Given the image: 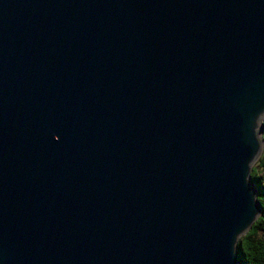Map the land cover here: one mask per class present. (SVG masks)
Returning <instances> with one entry per match:
<instances>
[{
  "label": "water",
  "instance_id": "obj_1",
  "mask_svg": "<svg viewBox=\"0 0 264 264\" xmlns=\"http://www.w3.org/2000/svg\"><path fill=\"white\" fill-rule=\"evenodd\" d=\"M263 130L264 0H0V264H239Z\"/></svg>",
  "mask_w": 264,
  "mask_h": 264
},
{
  "label": "trees",
  "instance_id": "obj_2",
  "mask_svg": "<svg viewBox=\"0 0 264 264\" xmlns=\"http://www.w3.org/2000/svg\"><path fill=\"white\" fill-rule=\"evenodd\" d=\"M262 141L264 143V130ZM250 179L257 189L261 212L251 229L237 242V260L239 264H264V153L252 167Z\"/></svg>",
  "mask_w": 264,
  "mask_h": 264
},
{
  "label": "rangeland",
  "instance_id": "obj_3",
  "mask_svg": "<svg viewBox=\"0 0 264 264\" xmlns=\"http://www.w3.org/2000/svg\"><path fill=\"white\" fill-rule=\"evenodd\" d=\"M263 153H264V147H263V150H262L261 154L259 155V159H261ZM259 159H258V160H259ZM258 160L254 163V165L258 162ZM254 165H253V166H254Z\"/></svg>",
  "mask_w": 264,
  "mask_h": 264
}]
</instances>
